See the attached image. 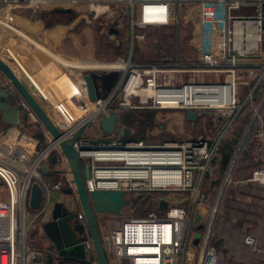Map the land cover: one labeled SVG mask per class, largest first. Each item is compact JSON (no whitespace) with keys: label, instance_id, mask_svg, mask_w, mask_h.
I'll list each match as a JSON object with an SVG mask.
<instances>
[{"label":"built area","instance_id":"1","mask_svg":"<svg viewBox=\"0 0 264 264\" xmlns=\"http://www.w3.org/2000/svg\"><path fill=\"white\" fill-rule=\"evenodd\" d=\"M66 3H63V2ZM80 0H0V10L9 15L19 9H42L46 6L76 5ZM189 0H94V4L126 6L137 20L134 25L140 29L149 26H164L179 17L180 8ZM203 5L217 4L227 12L231 26L227 33L226 49L216 57L201 55L194 65L143 66L124 64L125 76L104 98L91 101L87 93L78 92L82 98L78 104V120L63 131L62 137L70 142L79 129L102 120L111 112L149 109L155 111H213L230 127L243 114L249 104L253 108L254 124L247 132L259 127L257 136L264 139L262 111L263 102L255 104L253 94L264 80V62L261 43L264 37V0H202ZM105 8V7H104ZM243 8H251L249 14H233ZM106 10V12H108ZM98 20L104 11H94ZM109 25L107 24V27ZM241 30V39L235 40L236 29ZM5 49L0 59L12 69L17 68L30 80L32 90L43 100L46 96L38 89L12 51ZM3 56V58H1ZM15 70V69H14ZM20 78V74L15 71ZM185 75H189L187 78ZM21 79V78H20ZM245 87H251L242 96ZM252 125L254 126L252 128ZM60 130V129H59ZM246 132V133H247ZM50 143L30 163H9L0 161V179L4 182L8 198L0 201V264H48L45 253L28 244L32 222L40 220L49 208L50 194L68 189L75 190V184L59 144L49 134ZM15 143V142H13ZM81 162L90 167V178L86 181L88 193L95 191H123L127 198V210L120 217L98 219L102 229L108 230L111 252L110 264H216V252L211 248L214 222L204 241L195 246L191 236L196 229L194 208L202 204L200 187L210 166L215 149L207 140L195 138L182 143L150 145L144 141L122 143L114 141L92 145L78 141ZM57 151L65 170L63 179H45L42 165L47 156ZM112 152L141 156L146 163H127L110 158ZM92 155H86V154ZM167 178V179H166ZM200 178V180L198 179ZM174 181V183H167ZM199 181V182H198ZM264 187V167L255 170L248 180ZM175 182H178L175 184ZM40 186L43 201L39 209L30 207V192L33 184ZM167 192L171 205L157 211L138 216L142 193ZM175 193L184 195L178 198ZM191 202V209L185 207ZM136 201V202H135ZM183 204V206H182ZM30 217L32 218L30 220ZM120 218V219H118ZM8 221L6 224L5 221ZM195 225V226H194ZM85 227V236L89 235ZM170 228V242L163 240L164 228ZM245 243L256 249V240L247 237ZM86 246L92 250L90 240ZM151 249L152 253L144 252ZM57 257V256H56ZM55 257V258H56ZM57 259V258H56ZM55 259L57 263L58 260ZM59 264V262H58ZM97 264V262H94Z\"/></svg>","mask_w":264,"mask_h":264},{"label":"crops","instance_id":"2","mask_svg":"<svg viewBox=\"0 0 264 264\" xmlns=\"http://www.w3.org/2000/svg\"><path fill=\"white\" fill-rule=\"evenodd\" d=\"M74 3L77 2L74 1ZM73 7L74 5L63 4L46 6L35 10L19 9L10 15L6 11L0 10V53L2 52L1 55H3L7 47H9V50L12 49L14 51L13 53L11 50L17 60H19L18 62L22 69L27 72L38 89L46 96L47 100L43 101L35 93L36 91L32 90L30 80L19 72L21 71L20 69L14 67V71L20 74L21 80L33 92L60 131L65 130L68 125L78 120L77 109L82 98L75 91L78 89L80 93H87L84 80L87 74L104 75L120 72L123 78L125 76L124 64L127 63L143 66L194 65L201 58L202 54L196 56L192 53L189 46L186 45L185 56L178 55L175 60L169 56H164L157 62H149L148 58L141 60L139 55L146 56L147 53L145 49V51L140 52L139 50L141 49L138 50L137 48L138 45L147 43L145 42L143 33H146V30L149 29L169 28L174 25V21L170 22L169 25L149 26L145 29H140L134 25V21L137 18L133 17L126 6H115L117 7L116 9L110 10L111 12L108 11L109 26L107 27L106 24L105 31L112 36L111 40L109 39L111 43L110 52L112 53L107 57H102V51H104L107 45L102 48V44L105 45L106 43L101 39L102 32L100 31V26L87 22L82 27H78L79 20L74 23L72 22L75 16L71 21L66 23H53L45 18L47 13L51 11L74 14ZM183 8L185 9V7ZM205 9L206 6L198 7V10L204 12L202 15L206 14ZM6 15L8 16L6 17ZM213 23L210 22L208 24L213 26ZM179 24L172 26L174 28L179 27L177 32H180ZM219 26L223 31V36L220 37L219 35V43L215 40L218 43V54L203 53V55L216 57L221 54L222 50L226 49L224 34L227 29V22L223 20L219 23ZM111 29L116 30L117 33H111ZM136 30H139V32L137 33ZM261 50L263 54L261 61L263 60L264 62L262 43ZM5 89H9L13 96L17 97L14 88L0 73V93L4 92ZM250 89L251 87L243 89L245 96ZM101 93L104 95V92L101 91ZM17 100L16 104L19 105V98ZM188 112L182 110L155 111L149 109L121 111L117 113L119 115V130L116 133L106 136L100 128L102 120H99L87 125L79 140L88 141L92 145L114 141L122 143L131 141L145 142L151 137L166 139L164 143L166 141L169 143H182L183 141L195 138L207 140L210 148L215 149V152L210 166L211 174H206L201 183L200 198L204 197L211 200V197L221 189L223 195L222 209L224 210V206L227 204L229 206L227 208L232 213L236 212L237 215L233 218L239 220V226H241L236 235V244L224 247V256H219L221 249L217 247L218 245L212 243L211 248L216 252V264H223L224 262H227V264H264V187L248 181L255 170L264 167V139L257 136L259 127L253 129L252 135L255 139L249 143L247 142L245 150L248 152H245L244 155L243 151V154L240 156L241 158L239 157L237 161L236 169L234 167L235 171L233 170V174L231 173L228 177L229 169L235 156V152L233 151L237 147L244 131L243 128H240V124L244 125L242 123L244 122L243 115L245 112L251 115L253 108L248 104L243 115L230 127L227 126L225 120L213 111H198L199 117L197 121H190L187 116ZM29 115V119L21 117L19 126L16 127L5 123L2 120L0 112V161L13 164L16 162L30 164L42 149L49 145V133L31 112H29ZM262 120L264 132V106ZM243 127L245 129V125ZM52 155L56 156V162L53 161ZM225 156H230L227 168H223L222 166ZM248 161H251L252 164L244 167L245 162ZM45 162H49L50 164L49 173L44 175L45 179L58 181L64 178L65 170L62 166V159L57 151L51 152ZM198 179L200 180V178ZM175 194L178 198L184 197L182 194ZM168 195L169 193L167 192L142 193L140 195L141 198L137 199L141 204H145L146 200H148L147 205H149V208L143 209L141 215L149 211H157L158 204L162 201L167 202L170 206L171 202L166 198ZM7 198V188L0 179V201H5ZM66 198L63 191L51 193L49 209L51 210L55 203L65 201ZM204 203L194 208V219L197 213L200 214L199 222L195 223L196 227L202 224L204 218L208 216L209 210L206 209L207 206ZM126 207L123 209L124 213L128 212L126 211ZM100 219V221L103 220L102 217ZM38 221L32 222L29 231V234H32L38 243L32 247L42 250L46 254H56L52 244L42 232ZM5 223L7 224L8 221L6 220ZM195 233H193L191 239L199 245L203 235L200 236L199 240H195ZM247 237H253L256 240V249L249 247L245 243ZM217 238L224 240L226 237L219 236L218 234ZM46 257L48 264H58L59 262V259L55 255H46ZM55 259L58 260L57 263ZM232 261L235 263H230Z\"/></svg>","mask_w":264,"mask_h":264},{"label":"water","instance_id":"3","mask_svg":"<svg viewBox=\"0 0 264 264\" xmlns=\"http://www.w3.org/2000/svg\"><path fill=\"white\" fill-rule=\"evenodd\" d=\"M110 32L117 33L114 29H111ZM0 73L9 81L17 94V97L13 96L9 89L0 93L2 120L17 127L21 117L29 119V112H31L51 135L54 142L59 144L73 177L75 190L63 191L67 197L65 201L55 203L51 210L48 208L38 221L42 232L56 252L59 264H94V262L110 264L108 256L111 252V244L108 230L100 228L98 219L102 216L120 217L123 209L128 205L125 193L123 191L88 193L86 181L90 178V167L82 166L80 152L76 147L85 127L82 126L75 137L68 142L62 137L59 128L48 116L33 92L19 78L14 69L2 59H0ZM117 74L116 72L104 75L87 74L84 80L89 99L94 101L106 97L121 81V79L117 80ZM100 85L101 87H99ZM101 91L104 92V95ZM17 98L20 100L19 105L16 104ZM187 116L190 121H197L199 113L189 111ZM118 121L119 115L116 112H111L102 119L100 128L106 136H110L119 130ZM249 135L250 131L246 133L237 154L232 160L228 177L233 172ZM49 165V162L43 163L41 168L44 175L49 173ZM42 201V189L34 183L30 192L31 209H39ZM160 207L167 209L168 203L162 201ZM199 220L200 214L197 213L195 223H198ZM84 224L89 233L87 237L85 236ZM87 240H90L92 250L87 248Z\"/></svg>","mask_w":264,"mask_h":264},{"label":"rangeland","instance_id":"4","mask_svg":"<svg viewBox=\"0 0 264 264\" xmlns=\"http://www.w3.org/2000/svg\"><path fill=\"white\" fill-rule=\"evenodd\" d=\"M80 1L81 2H78L72 8V10L75 12L74 13L75 19H73L72 22L74 23L75 21L79 20L80 23L78 24V27H82L87 22H92V23H95V25L100 26L99 28H100V31L102 32L101 39L102 41H104V43H106L105 45L102 44V48L107 45L104 51H102L103 52L102 57L109 56L112 53L110 52L111 43L109 42L112 36L109 35V33L105 31L106 24H108L109 22V14H108L109 12H106L105 10L103 15L100 17V19L95 20L94 19L95 10L90 6L91 5L90 2H94V0H80ZM105 1H110V0H105ZM189 1L190 2L186 6H184L185 9L183 7L180 8L179 17L176 18V20L174 21V25H172V26H175L178 23H180L179 24L180 32H177L179 27L174 28L171 26L169 28L156 29V30L149 29V30H146V33L145 32L143 33L145 42L147 43L144 45L143 44L138 45L137 48L138 50L141 49L139 50L140 52L146 50L147 53H146V56L139 55L141 60H145L146 58H148L147 60L149 62H157V61H160L164 56H169L173 60H175L178 55H181L182 57L185 56L186 49H187L186 45L189 46L192 53H194L196 56H199L203 53L218 54L217 44L219 43L220 37L223 36V31L221 30L219 23L222 22L223 20L227 22V29L224 34L225 39L227 38V33L231 26L230 22L227 21V12L217 4L203 5L204 3H202V0H189ZM88 2L90 4H88ZM93 5H97V4H93ZM97 6L107 8L109 5L107 6V5L98 4ZM199 6H206L205 15H202L204 14L203 11L198 10ZM116 8L117 7L115 6L114 7L111 6L107 11H110V10L112 11ZM252 11L253 10L251 8H243L240 11H235L233 14L244 15V14H249ZM207 22L208 23L214 22L213 26H210ZM138 32L139 30L137 31V33ZM215 40H217L218 43H216ZM7 48L9 49V47ZM262 48H264V37H263V42H262ZM188 76L189 75H186V77ZM116 78L117 80L121 79L122 74L118 72ZM244 95H245V91L243 90L242 96ZM262 100L264 99L262 98ZM243 116H244V120H243L244 122L242 123H244L245 129L243 127L244 125L240 124V128H243L244 131H243L242 137L239 139L237 147L233 151L235 152L234 155L237 154L238 149L241 146V142L245 138V135L247 132L246 129L250 127L251 123L254 124L253 122L254 117H255L254 113L250 115V114H247V112H245ZM165 140H163L161 137H155V138L151 137L149 138L148 141H145V142L146 143L148 142V144L150 145H163ZM250 141H251V134L246 139L245 145L243 146L241 150L240 156L241 154H243V151L246 149L245 147H246L247 142L249 143ZM52 157L51 158L53 159V161L56 162L57 161L56 156L52 155ZM87 162L88 160H85L84 162L82 161L81 162L82 166L83 167L86 166ZM249 164L251 165L252 162L251 161L245 162L244 167ZM236 166H237V163L234 166L235 169H236ZM243 173H245V171H243ZM222 198H223V195H222L221 189L220 191L215 193L213 197H211V200L203 197V200L201 202L204 203L205 201L204 205H206L207 206L206 209L209 210L208 216L204 218V220L202 221V224L196 227V229L193 232V233L196 232L194 235L195 240L197 239L199 240L201 238L200 236L202 235L205 237L206 233L209 230V225L213 221L214 227L212 230V233H213L212 243L213 244L215 243L216 245H218L217 247L221 249L219 253L220 257H222V255L224 256L225 254L224 247H227L229 245L234 246L236 244L237 242L236 235H237L238 230H240L241 228V226H239L240 221L233 218L234 216L237 215L236 212L232 213V211L228 209L229 206L227 204L224 206V210L222 209V202H223ZM147 201L148 200H146L145 204L140 203V207L136 211V214L138 216L142 214L141 212L143 211V209L149 208V205H147ZM185 207L186 208L191 207V202L189 200L185 203ZM110 217L111 216H102V218L105 220L109 219ZM104 228L107 229L105 226L103 227V229ZM218 234L219 236L221 235L226 238L224 240L221 238H217ZM27 241L30 246H33L34 244H38L37 240L34 238L32 234L28 235ZM202 241H204L203 237L200 243ZM192 242L194 243L195 246L198 245L196 241L195 242L192 241ZM229 259L232 260L233 258H229ZM230 263H235V262L232 261ZM223 264H227V262H224Z\"/></svg>","mask_w":264,"mask_h":264},{"label":"bare ground","instance_id":"5","mask_svg":"<svg viewBox=\"0 0 264 264\" xmlns=\"http://www.w3.org/2000/svg\"><path fill=\"white\" fill-rule=\"evenodd\" d=\"M91 3V7L98 13H102L103 11L107 10V8L101 7V6H97V5H93L94 2H90ZM88 2V4H90ZM87 4V3H86ZM8 15H6L7 17ZM241 39V30L240 29H236L235 31V40L237 42H239V40ZM125 69V67H124ZM86 155H92L90 153L86 154ZM110 158H113V160L115 161H121V162H127V163H146V162H150L147 161L146 159H144L141 156H132V154H125V153H121V152H112V154L110 155ZM167 179V178H166ZM167 183H174V181H167ZM178 182H175V184H177ZM170 228L166 227L163 230V240L165 242H170V236H169V231ZM153 250L151 249H147L144 250V252H148V253H152ZM151 262H138L137 264H150ZM154 264H157L154 262Z\"/></svg>","mask_w":264,"mask_h":264},{"label":"trees","instance_id":"6","mask_svg":"<svg viewBox=\"0 0 264 264\" xmlns=\"http://www.w3.org/2000/svg\"><path fill=\"white\" fill-rule=\"evenodd\" d=\"M63 3H66L65 1ZM74 14H71L70 12H60V11H51L47 13V20L52 21L53 23H58V22H69L74 18ZM247 90V88H246ZM262 97L264 98V80L263 82L258 86L257 90L253 94L254 102L255 104H259L262 100ZM261 100V101H260ZM260 101V102H259ZM255 137L252 135L251 136V141H253ZM250 141V142H251ZM245 152H248L247 150H244V155ZM230 162V156H225L222 161V166L223 168H227Z\"/></svg>","mask_w":264,"mask_h":264}]
</instances>
